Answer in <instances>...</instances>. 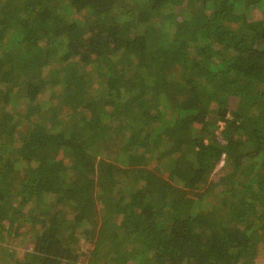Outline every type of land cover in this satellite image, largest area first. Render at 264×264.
Here are the masks:
<instances>
[{"label":"trees","instance_id":"trees-1","mask_svg":"<svg viewBox=\"0 0 264 264\" xmlns=\"http://www.w3.org/2000/svg\"><path fill=\"white\" fill-rule=\"evenodd\" d=\"M261 255L264 0H0V264Z\"/></svg>","mask_w":264,"mask_h":264},{"label":"rangeland","instance_id":"rangeland-1","mask_svg":"<svg viewBox=\"0 0 264 264\" xmlns=\"http://www.w3.org/2000/svg\"><path fill=\"white\" fill-rule=\"evenodd\" d=\"M53 65V64H52ZM49 66L51 67V65L49 64ZM22 102V101H21ZM18 134V133H17ZM149 165H152L153 163H155L156 162V160H155V158L154 157H152V159H150L149 160ZM11 176V175H10ZM26 228V231L24 232V229ZM22 232H24V235L23 236H28V235H30V233L32 232L29 228H28V226L27 225H25V227L24 228H22V230H21ZM6 235V234H5ZM6 237V236H5ZM4 238V237H3ZM5 239V238H4ZM3 239V240H4ZM21 242H22V240H21ZM20 240L19 239H16L15 241H14V239L13 238H8V241L7 242H4L3 243V246H6V247H4L5 249H3L2 251L5 253V252H9L10 250V248H14V249H22V248H26L24 245L21 247V245H20ZM6 249H7V251H6ZM11 252V251H10ZM14 254H17V253H15L14 252ZM262 256V255H261ZM264 257V255L261 257V258H263ZM0 259H1V257H0ZM6 259L8 260V259H11V256L9 257V256H7L6 257ZM6 260V261H7ZM75 264H88V263H86V262H84L83 260H80L79 262H77V263H75Z\"/></svg>","mask_w":264,"mask_h":264}]
</instances>
